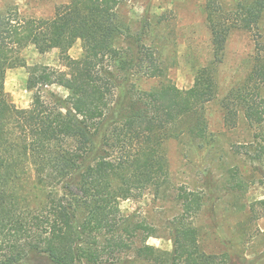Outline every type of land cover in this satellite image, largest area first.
I'll use <instances>...</instances> for the list:
<instances>
[{"label":"trees","instance_id":"16d2710c","mask_svg":"<svg viewBox=\"0 0 264 264\" xmlns=\"http://www.w3.org/2000/svg\"><path fill=\"white\" fill-rule=\"evenodd\" d=\"M125 1L68 0L50 18L16 9L0 13V264H113L129 252L151 264H250L236 253L200 249L192 223L202 205L198 192L181 188L175 195L181 214L170 223V252L147 243L153 227L121 212L120 200L166 186L164 142L189 116V131L203 138L204 108L216 95L207 69L188 88L169 81L149 90L128 86V61L149 78L165 77L167 67L151 51L139 55L138 41H127L133 49L128 57L114 45L121 32L117 8ZM263 9L264 0L229 9L205 0L215 62L231 30H253ZM77 40L83 55L73 58L69 49ZM29 45L40 53L57 49L65 69L29 67L33 98L20 108L7 98L5 75L24 65L20 53ZM254 75L264 79V69L256 67ZM50 85L67 95L47 91L45 98L42 91ZM246 89L236 91L235 105L222 103L226 126H235L240 115L250 124L264 123V97L248 96ZM28 168L44 189L36 205L24 204L17 186Z\"/></svg>","mask_w":264,"mask_h":264},{"label":"rangeland","instance_id":"374dc122","mask_svg":"<svg viewBox=\"0 0 264 264\" xmlns=\"http://www.w3.org/2000/svg\"><path fill=\"white\" fill-rule=\"evenodd\" d=\"M68 0H0V13L16 9L25 16L50 18L55 7ZM225 8L252 0H219ZM121 32L114 42L127 51L128 40L139 42V55L151 51L154 58L167 67L165 77L140 75L141 66L126 65L131 72L128 86L149 90L169 81L179 88L195 84L203 69L211 72L216 84L215 98L204 108L205 136L189 131L192 116L180 122L178 135L167 139L164 151L168 162V183L161 191L145 190L140 196L119 201L121 212L132 221L153 227L146 241L163 251L172 250L170 223L181 214L175 198L181 188L198 192L202 197L200 210L193 216L200 249L208 254L236 253L250 264L264 261V123L250 124L242 115L236 125L224 123L222 103H237L234 94L246 87L248 96L264 97V79L252 76L254 69H264V9L253 30L232 29L222 58L214 61L210 31L206 23L205 0H127L117 8ZM73 58L83 55L77 40L69 49ZM24 65L7 70L5 92L17 107L31 104L33 90L27 87L29 67H65L57 49L40 53L29 45L20 53ZM147 61V58L144 62ZM146 65V63H144ZM118 75H123L120 68ZM250 76L252 78H250ZM67 95L58 85L42 91ZM24 204L36 205L44 189L32 168L17 181ZM140 239V238H139ZM137 240L139 243L140 240ZM113 264H151L127 253Z\"/></svg>","mask_w":264,"mask_h":264}]
</instances>
